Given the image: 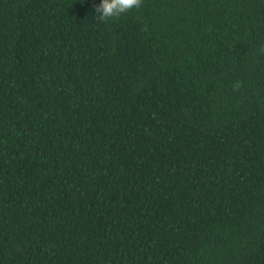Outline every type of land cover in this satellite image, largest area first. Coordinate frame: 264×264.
I'll return each instance as SVG.
<instances>
[{
    "label": "trees",
    "instance_id": "trees-1",
    "mask_svg": "<svg viewBox=\"0 0 264 264\" xmlns=\"http://www.w3.org/2000/svg\"><path fill=\"white\" fill-rule=\"evenodd\" d=\"M100 2L0 0V264H264V0Z\"/></svg>",
    "mask_w": 264,
    "mask_h": 264
},
{
    "label": "clouds",
    "instance_id": "clouds-1",
    "mask_svg": "<svg viewBox=\"0 0 264 264\" xmlns=\"http://www.w3.org/2000/svg\"><path fill=\"white\" fill-rule=\"evenodd\" d=\"M143 2L144 0H101L99 4H93L95 19L104 24L120 20L133 10H140ZM232 87L234 90H239L242 85L237 81Z\"/></svg>",
    "mask_w": 264,
    "mask_h": 264
}]
</instances>
